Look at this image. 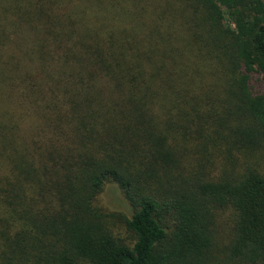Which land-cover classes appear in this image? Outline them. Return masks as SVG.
I'll list each match as a JSON object with an SVG mask.
<instances>
[{
  "label": "trees",
  "instance_id": "1",
  "mask_svg": "<svg viewBox=\"0 0 264 264\" xmlns=\"http://www.w3.org/2000/svg\"><path fill=\"white\" fill-rule=\"evenodd\" d=\"M263 80L264 0H0V264H264Z\"/></svg>",
  "mask_w": 264,
  "mask_h": 264
},
{
  "label": "rangeland",
  "instance_id": "2",
  "mask_svg": "<svg viewBox=\"0 0 264 264\" xmlns=\"http://www.w3.org/2000/svg\"><path fill=\"white\" fill-rule=\"evenodd\" d=\"M259 88H261L264 92V80H263V84ZM97 201H98L97 206L99 209H102L101 211H103V212L105 211L106 213H109V210L113 209L108 203V202H110L108 198L98 197ZM107 207L109 208V210ZM114 222H115V228H114L115 234L118 235V233H119L120 237H128V235L126 234V232H125L124 228L121 226V224L117 223V221H113L111 224L114 225Z\"/></svg>",
  "mask_w": 264,
  "mask_h": 264
}]
</instances>
